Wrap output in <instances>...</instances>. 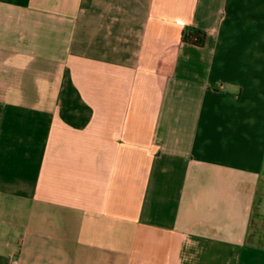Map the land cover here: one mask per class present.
<instances>
[{
  "label": "crops",
  "instance_id": "obj_1",
  "mask_svg": "<svg viewBox=\"0 0 264 264\" xmlns=\"http://www.w3.org/2000/svg\"><path fill=\"white\" fill-rule=\"evenodd\" d=\"M263 171L264 0H0V264H264Z\"/></svg>",
  "mask_w": 264,
  "mask_h": 264
},
{
  "label": "trees",
  "instance_id": "obj_2",
  "mask_svg": "<svg viewBox=\"0 0 264 264\" xmlns=\"http://www.w3.org/2000/svg\"><path fill=\"white\" fill-rule=\"evenodd\" d=\"M205 32L199 30H191L184 35V40L195 44H203L205 39Z\"/></svg>",
  "mask_w": 264,
  "mask_h": 264
},
{
  "label": "rangeland",
  "instance_id": "obj_3",
  "mask_svg": "<svg viewBox=\"0 0 264 264\" xmlns=\"http://www.w3.org/2000/svg\"><path fill=\"white\" fill-rule=\"evenodd\" d=\"M261 190H262V195H263L262 199L264 200V171L262 172V175H261ZM263 227H264V223H263Z\"/></svg>",
  "mask_w": 264,
  "mask_h": 264
}]
</instances>
